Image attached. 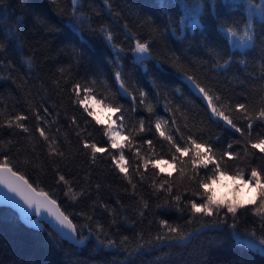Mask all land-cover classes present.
<instances>
[{
    "label": "trees",
    "instance_id": "1",
    "mask_svg": "<svg viewBox=\"0 0 264 264\" xmlns=\"http://www.w3.org/2000/svg\"><path fill=\"white\" fill-rule=\"evenodd\" d=\"M261 2L79 0L83 7L78 11L85 20L82 26L74 27L69 0H0V43L5 46L0 51V160L7 156L13 169L59 201L77 226L79 241L63 238L45 221L42 227L29 225L13 206L1 204L0 264H264V249L260 251L237 239L241 235L264 240V230L260 228L264 221L249 204H259L257 187L253 196L243 202L248 209L238 216L236 229L230 227L231 220L219 227H202L211 225L212 219L201 214L187 223L191 218L188 208L180 212L174 206L156 207L167 199L164 190L158 189L161 180L167 178L174 183L173 191L190 189L186 197H191V190L197 186L188 179L190 169L181 176L180 165L172 160L168 143L155 130L159 118L168 121L165 131H171L170 118L178 108L176 118L180 124L181 113L190 114L203 122L199 127L205 130V139L220 138L219 143L213 144L218 151L241 140L211 116L205 102L185 79V73L214 86L225 101L251 102L259 107L264 95V20L257 10ZM246 25L255 31L252 48L234 44L227 33L232 28L244 40ZM101 26L113 32L116 48L99 31ZM133 36L153 41L152 59L141 64L135 58L129 50L135 45ZM119 47L124 52H119ZM225 59L231 63L221 67ZM60 69H64L63 74ZM117 71L126 78L133 95L139 97L138 90L148 93L146 103L152 105V113L138 101L133 105L130 97L120 95L114 79ZM93 79L98 83L89 86L109 98L114 95L123 106V163L131 183L112 159L113 155L119 156L118 149L97 153L93 161L91 149L83 145V140L88 139L98 147H108L103 134L108 122L96 123L71 95L73 83L84 84ZM96 98L100 100L102 96ZM37 108L47 116L43 125L33 115ZM44 108L48 109L47 114ZM121 113H113L118 124ZM19 114L28 116L25 123L29 133L7 127L6 121ZM140 120L145 122L144 131H138ZM38 126L45 127L57 152L63 155L50 153L49 144L35 131ZM257 135L264 136V127L254 126L253 138ZM125 137L132 141L131 145ZM147 140H152L153 148H149ZM243 144V140L234 143L233 149L241 151ZM149 158L153 163L145 169L143 161ZM156 161H166L171 169L160 164L156 167ZM249 162L253 167L264 166V153L249 146L247 159L237 163L245 168ZM137 163L145 173L143 180L134 171ZM234 174L230 171L227 175ZM60 175L68 184L59 181ZM200 175H210V170H201ZM217 180L211 183L215 199H233L217 193ZM195 199L200 203L206 197ZM161 220L179 225L191 235L185 242L158 241L156 236L167 231ZM97 225L103 226V234ZM253 231L255 235H251ZM109 240L115 244L109 245Z\"/></svg>",
    "mask_w": 264,
    "mask_h": 264
},
{
    "label": "snow or ice",
    "instance_id": "2",
    "mask_svg": "<svg viewBox=\"0 0 264 264\" xmlns=\"http://www.w3.org/2000/svg\"><path fill=\"white\" fill-rule=\"evenodd\" d=\"M72 5L71 8V21L74 27H80L83 25L85 17L83 13H79L78 8L83 7L79 3V0H69ZM110 7V5H109ZM257 10L262 20H264V0L261 4L257 6ZM262 34H264V24L261 25ZM99 31L104 35V38L112 45L113 48L117 46L113 44L115 39L113 32L101 26ZM227 33L235 38L237 32L232 28L227 29ZM252 33V34H250ZM255 37V31L250 25L245 26L244 31V47L252 48L254 47L253 40ZM135 40L134 47L129 50L136 53V59L143 64L144 61L152 59V43L153 41L149 39H137L135 36L132 37ZM5 46L3 43H0V51H4ZM119 52H124L123 47H119ZM231 63L230 59H225L224 64L221 67L227 66ZM264 67V65H262ZM60 72L63 74L64 69H60ZM114 79L119 84V93L123 97H130L133 105H136L137 101L141 105L147 107L149 113L153 112V107L151 104H147L148 93L142 90L139 91V97L133 95L129 90V85L126 82V78L122 75L120 71L115 72ZM185 79L188 81L191 88L199 94L203 102H205L206 107L209 109L212 117L215 118L217 122L222 121L224 125L227 126V130L232 131L233 135H238L241 140L244 141L241 151H235L233 149V144H240L241 140H236L231 143H228L226 148L222 151H218L213 147L214 143H219L220 138L216 137L215 141L211 137L205 139L206 132L203 128L199 127V124H202V121H196L194 117L187 113H181V118L183 119V124H180L176 118V112L180 109H175L173 111V116L171 119V131L166 132L165 126L168 124V121H162L157 119L155 121V130L159 132L160 137L168 143L169 153H171L172 160L176 161L180 165V174L183 176L185 174V169H190L191 174L188 179L190 182L196 184L195 190H191V197H186L185 193L190 191V189H179L173 191L174 183L170 182L167 178L160 181L158 189H163L164 193L167 196V199L161 203L157 204V208H170L175 207L180 212H183L185 208L191 212V218L187 223H192L194 219L197 218V214H201L203 217H208L212 219V224H202V227H219L222 224H228V221L231 220L232 223L230 227L232 229L237 228V218L240 215H243L244 212L248 209V205H245L238 197H233L231 200L219 201L216 200L212 195L211 183L220 177L226 176L230 171H233V180H241L244 183L255 185L258 189V199L259 204L256 201H250L249 204L254 208L255 214L261 217V220L264 221V166H251L249 162L245 168H241L238 165V161L246 160L249 155V146L251 149H258L259 153H264V136L257 135L253 138L254 126L264 127V95L260 97V106L256 107L251 102L246 103H235L232 104L231 100L225 99L216 93L214 86L202 82L195 75H187L185 73ZM264 79V76L261 77ZM59 84V81H57ZM98 81L93 79L84 84L79 81L72 84L71 95L75 98V103L83 108V111L87 116L92 117L96 120V123L103 124V121L99 120L96 111L93 107L90 106V101H96L99 104L104 105L106 108L111 109L114 113H121V108L116 97L113 95L109 98L108 95H104L101 92H97L94 87L89 85H96ZM261 92L264 93V86L261 88ZM97 96H102L100 100H96ZM247 101V97L244 98ZM43 112L48 113V109L44 108ZM35 119L38 121L39 125H43L46 120V115H41V110L37 108L33 113ZM120 121L119 125L113 127V123L108 124L103 131V134L107 137L108 147H98L95 142H89L88 139L83 140V145L87 149H91L93 161L97 153H104L109 149H118L119 156H112V159L116 161V166L120 169L121 172L125 173L128 176L129 183H131V175L128 173V169L123 163L125 160L123 141L120 136L121 133L125 130V120L124 115L121 113L117 117ZM28 120V116L19 114L8 119L6 121L7 127H17L22 129L23 132L29 133L30 129L25 123ZM72 122L76 124V118L73 117ZM259 122V123H257ZM90 123V121H89ZM241 123L244 124L241 127ZM77 127L79 125L77 124ZM151 125H149V130ZM193 129H196L193 131ZM145 130V122L143 120L139 121L138 131ZM39 133V137L43 138L44 142L49 144L50 153L56 155H63L59 153L54 146V141L50 138L48 132L45 130L44 126H38L35 129ZM59 131V130H57ZM79 135V133H78ZM127 140V138H124ZM127 143L131 145L132 141L127 140ZM149 148H153L152 140L146 141ZM140 150L137 149L136 155L139 157ZM169 153H165L168 155ZM255 155V153H253ZM166 162V161H164ZM153 163L151 158L145 159L143 161V167L147 169L150 164ZM161 161H156L155 166L158 167ZM230 164L233 167H230ZM209 166H211L209 168ZM141 165L137 163L135 165L134 171L140 175V179L143 180L145 173L141 172ZM201 170H210V175H205L201 177ZM245 172L248 173V179L245 180ZM171 175V174H169ZM156 173L153 172L152 178L155 179ZM59 181L68 184V181L65 179V176L60 175ZM0 184L7 185L12 191H18L24 197L28 203H32V199L29 194L36 193V189L25 179L24 176L20 175L18 172L13 171L12 167L9 166L8 157L5 156L3 160H0ZM240 185H237V191L239 190ZM133 189L135 185L133 184ZM69 191L72 189L69 186ZM40 197L44 202L49 206V211L55 217L56 221L70 230V233L74 234L77 231V226L66 216L63 212L59 210V206L56 204L55 200H52L48 193L41 192L39 193ZM206 197L202 202L197 203L195 197ZM182 202L184 206L181 207ZM145 208L148 207L147 204L144 205ZM143 215V213H141ZM161 225L164 226L167 231L163 235H157L156 240H170V241H185L191 235V233L185 234L179 225L173 226L169 223L168 220H161ZM261 230H264V222L260 224ZM98 231L103 234V226L97 225ZM251 235H255L253 231ZM99 239V237L97 238ZM127 240V237H125ZM103 244V241H100ZM109 245H114L115 241L109 240ZM261 248H264V240L261 241Z\"/></svg>",
    "mask_w": 264,
    "mask_h": 264
},
{
    "label": "water",
    "instance_id": "3",
    "mask_svg": "<svg viewBox=\"0 0 264 264\" xmlns=\"http://www.w3.org/2000/svg\"><path fill=\"white\" fill-rule=\"evenodd\" d=\"M19 174L22 175L21 173ZM25 179L28 180V178L26 177ZM28 182L32 185L33 188L36 189V193L29 194L32 199V203H28L20 194V192L12 191L7 185L0 184V205L9 204L13 206L20 213L22 219L29 225H32L34 227H42L43 221H45L49 223L51 227L63 238H66L73 243H79V241L77 240V232L72 234L70 233L69 229L60 225L49 211V206L47 205V203L44 202L43 199L40 197L39 193L47 192L37 189L29 180ZM48 195L52 200L56 201V204L59 206V210L63 212L66 216H68L67 213L61 207L59 201L53 198L49 193ZM68 218L72 220L69 216Z\"/></svg>",
    "mask_w": 264,
    "mask_h": 264
},
{
    "label": "rangeland",
    "instance_id": "4",
    "mask_svg": "<svg viewBox=\"0 0 264 264\" xmlns=\"http://www.w3.org/2000/svg\"><path fill=\"white\" fill-rule=\"evenodd\" d=\"M231 39V38H230ZM231 41L236 44V45H243L244 40L241 39L240 37L236 36L235 38L232 37ZM234 47V46H233ZM135 58H136V53H135ZM98 101V99L96 98ZM90 106L93 107V109L96 111L97 116L100 120L108 122V124L113 123V127H116L118 122L114 119L113 111L109 108H106L104 105L97 103L96 101H90ZM123 133H121L120 138H122ZM124 162V161H123ZM160 166L164 169H171L170 164H166L165 162L160 163ZM233 176L226 175L223 177H220L216 183V191L218 194L221 196H231V197H238L241 199L242 202H247L251 196H253V191L256 188L255 185L247 184L244 183L241 180H233ZM235 184L240 185L239 190L237 191V188ZM237 239L240 241L244 242L245 244L258 249L260 251H263L264 248H261V241L262 240H255L252 238H247V237H240L237 236Z\"/></svg>",
    "mask_w": 264,
    "mask_h": 264
},
{
    "label": "bare ground",
    "instance_id": "5",
    "mask_svg": "<svg viewBox=\"0 0 264 264\" xmlns=\"http://www.w3.org/2000/svg\"><path fill=\"white\" fill-rule=\"evenodd\" d=\"M14 171H16V172H19V171H17V170H15L14 169ZM20 173V172H19ZM23 175V174H22ZM24 176V175H23ZM46 192V191H45ZM48 193V192H47ZM49 224V223H48ZM50 225V224H49ZM51 226V225H50ZM238 236V235H237ZM240 237H242L241 235H239Z\"/></svg>",
    "mask_w": 264,
    "mask_h": 264
}]
</instances>
